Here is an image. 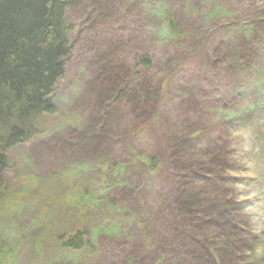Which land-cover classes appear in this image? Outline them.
<instances>
[{"label":"rangeland","instance_id":"1","mask_svg":"<svg viewBox=\"0 0 264 264\" xmlns=\"http://www.w3.org/2000/svg\"><path fill=\"white\" fill-rule=\"evenodd\" d=\"M141 1L152 19L141 17L142 9L123 0L119 5L108 3L126 14L123 38L137 26L136 20L144 19L143 30L160 39L152 49L154 80L163 86L155 96V108L164 110L165 120L179 135L196 131L198 137L211 125L218 130L225 121L228 154L220 163L222 179L200 188V176L208 174L191 171L194 185L202 190L198 203H205L204 212L189 211L196 215L187 224L195 250L184 245L190 238L167 243L180 225L169 222L187 209L188 192L170 183L180 165L174 161L169 169L148 170L139 155H149L157 147L159 130L156 127L155 139L149 126L157 119L150 116L144 130L142 124L137 129L135 120L128 125L107 119V109L111 113L114 106L105 99L112 90L105 72L114 68L110 63L99 72L91 50L95 30L76 25L65 74L52 94L56 111L36 117L37 134L9 153L0 198V236L6 247L0 250L1 264H136L128 257L138 245L133 242L161 239L174 263L192 255L197 262L215 264L200 252L209 247L218 264H264V0ZM167 6L173 14L183 11L185 23L196 17L205 29L173 41L168 51L169 58L177 60H168L175 64L173 72L163 64L171 37L163 14ZM211 12L217 15L210 23ZM102 49L95 51L101 59ZM204 56L209 64L200 74L194 68ZM115 68L114 78L127 71ZM190 104L195 105L185 107ZM115 109L124 112L119 106ZM197 218L202 219L199 225ZM16 231L22 240L13 246ZM79 231L84 233L83 247L65 250V237Z\"/></svg>","mask_w":264,"mask_h":264},{"label":"trees","instance_id":"2","mask_svg":"<svg viewBox=\"0 0 264 264\" xmlns=\"http://www.w3.org/2000/svg\"><path fill=\"white\" fill-rule=\"evenodd\" d=\"M123 1V4L127 2V4L136 5L142 9L144 15L139 10L141 17L147 15L148 19L153 18V13L144 11L146 7L143 5V1ZM113 2L115 5L118 4V0H113ZM119 7L113 10V6L109 5L108 0H0V198L5 190L4 176L10 165V151L16 145L37 134L34 124L36 117L43 113L55 112L57 109L52 94L58 81L65 74L66 61L72 49L70 42L72 30L76 25L81 30L93 26L95 34L91 50L92 56L100 67L99 72L101 74L103 71L105 72V67L110 63L114 68L110 74L105 72L112 88L109 97H105V99H108L109 105L114 106L111 113L107 109L106 114L109 117L107 119L112 118L115 123L125 121L128 125L135 120L137 129L142 124V130H144L146 124L150 123L149 117L153 116L157 121L149 126L154 131L155 139L157 137L156 127L159 130L158 145L151 154H139L140 157L148 170L169 169L174 165V161L180 165L175 166L177 170L174 168L170 183L181 187L180 190L188 192L184 197L187 209L181 212V218L178 217L173 222L170 221L169 224L171 226L179 223L184 229H181L180 225H176L177 230L171 234L167 243L181 242L182 239L190 238L187 235L189 232L187 224L190 219L196 216L190 214L189 211L193 209L204 212L202 206L205 203L203 201L198 203L199 193L202 191L200 188L209 186L215 178H221L220 173L223 168L220 167V163H223L222 159L228 154L226 146L228 142L223 138L222 128L225 121H221L218 130L211 125L198 137H195L196 131L191 136L179 135L173 131V128L167 123L169 120H165L164 110L160 109V106L155 108L157 101H154L158 91L163 87L161 82H155L153 76L155 62L152 49L155 43L158 45L160 39L147 33L146 28L143 30L144 19L142 22L141 19L136 20L137 26H132L128 35L123 38L121 27L126 22L124 20L126 14H123V9ZM168 8V6L165 7L163 14L171 37L167 42L168 49L164 52L166 62L163 64L167 71L173 72L171 67L177 60L168 56L169 47L175 46L173 41L193 32L199 34L204 28L201 22L195 21L196 17L191 16L192 19L185 23V15L184 18H181L183 11L173 14ZM216 15L212 12L209 14L210 23ZM202 23L204 22L202 21ZM139 30H141L140 34ZM202 38L203 35L197 39ZM195 41L194 43L198 45ZM101 47H103V59L98 58L95 53L97 48ZM177 52L179 57V51ZM116 57H119L118 63ZM169 59H172L173 63L169 62ZM208 64V59L204 56L199 59L198 65L194 69L202 74L200 70L205 69ZM118 66L126 67L127 71L120 78H114L115 67ZM188 70L191 68L189 67ZM103 94L105 96V93L101 92L102 99ZM196 103L198 104L199 100ZM194 105L190 104L185 107ZM117 106L124 110L123 114H119L115 109ZM160 115L161 119L158 117ZM183 153H187L191 159H186ZM205 157L208 160H205ZM181 164L184 166L183 169L180 168ZM194 168L196 171L205 170L209 176L204 178L197 172L196 176H200L199 189L197 185H194L191 175ZM185 187H189V189ZM193 190L194 193L191 194ZM175 199L179 200V197L176 196ZM228 201L231 203L230 200ZM156 219L159 221L158 217H155ZM201 220L197 218L198 225ZM30 221L35 223L32 219ZM163 222L161 226H165ZM38 223L41 224L40 221ZM12 237L15 239L12 240L13 246L22 240V234H19L18 231ZM191 239L195 240V238H190L184 245L194 251L195 247ZM4 240L0 236L1 251L6 250ZM83 242L84 233L79 231L73 237H65L61 246L65 250L78 251L83 247ZM135 242H138V245L135 244L134 249L128 252L130 263L204 264L202 260L197 262L195 259H191L192 255L179 257L174 263L170 256L171 253L167 252V248L165 250L166 244L163 239L152 241V243L143 240H135L133 243ZM208 248L206 247L205 251L201 250L200 252L205 254V257L211 256L215 264H218L219 261L212 252L214 249Z\"/></svg>","mask_w":264,"mask_h":264}]
</instances>
